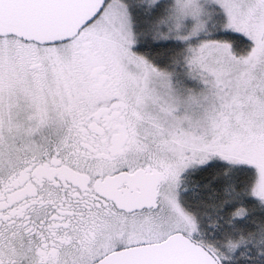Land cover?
I'll return each mask as SVG.
<instances>
[{
  "label": "snow or ice",
  "instance_id": "6c2138e0",
  "mask_svg": "<svg viewBox=\"0 0 264 264\" xmlns=\"http://www.w3.org/2000/svg\"><path fill=\"white\" fill-rule=\"evenodd\" d=\"M0 264H264V0H0Z\"/></svg>",
  "mask_w": 264,
  "mask_h": 264
}]
</instances>
